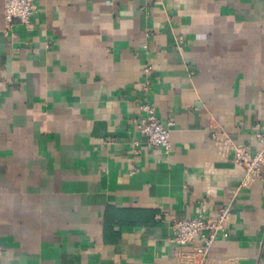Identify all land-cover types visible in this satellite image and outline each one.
Returning <instances> with one entry per match:
<instances>
[{"label": "crops", "instance_id": "crops-1", "mask_svg": "<svg viewBox=\"0 0 264 264\" xmlns=\"http://www.w3.org/2000/svg\"><path fill=\"white\" fill-rule=\"evenodd\" d=\"M4 4L0 264H185L172 222L228 205L208 264H264V182L242 188L212 137L262 148L264 0H37L12 28ZM144 103L168 153L136 130Z\"/></svg>", "mask_w": 264, "mask_h": 264}, {"label": "built area", "instance_id": "built-area-1", "mask_svg": "<svg viewBox=\"0 0 264 264\" xmlns=\"http://www.w3.org/2000/svg\"><path fill=\"white\" fill-rule=\"evenodd\" d=\"M37 0H4V18L7 28L15 23L29 27L37 13ZM162 2L163 0H158ZM184 43L183 38L178 39V46ZM151 69V68H150ZM140 110L145 113L138 119L136 130L142 136L144 143L150 148H160L165 152L171 150L170 133L174 126L172 120L163 122L156 115L153 105L144 103ZM264 123L256 126V139L262 145L254 150L248 144H236L230 137L221 132H214L212 137L218 149L223 152H233L235 161L246 170L241 187H249L255 180L264 182V134L261 130ZM134 152L138 151L141 141L133 142ZM234 213L230 205L225 206L213 217L199 216L198 218H180L172 222L174 236L170 242L182 247H191L192 251L184 254L185 264H208L211 250L219 236L229 238L233 224ZM198 245L193 247V244ZM2 252L0 251V254Z\"/></svg>", "mask_w": 264, "mask_h": 264}]
</instances>
